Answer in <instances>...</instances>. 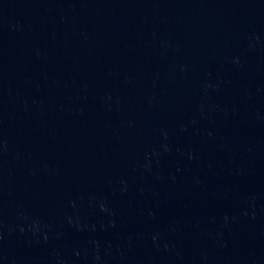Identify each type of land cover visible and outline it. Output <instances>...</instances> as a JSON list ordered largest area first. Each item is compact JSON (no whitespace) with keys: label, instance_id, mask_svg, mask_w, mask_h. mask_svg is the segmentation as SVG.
<instances>
[{"label":"water","instance_id":"obj_1","mask_svg":"<svg viewBox=\"0 0 264 264\" xmlns=\"http://www.w3.org/2000/svg\"><path fill=\"white\" fill-rule=\"evenodd\" d=\"M0 264H264V0H0Z\"/></svg>","mask_w":264,"mask_h":264}]
</instances>
